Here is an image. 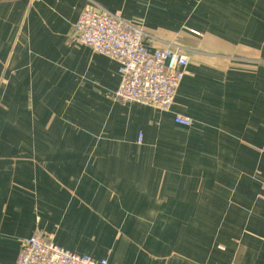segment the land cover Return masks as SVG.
<instances>
[{"label": "crops", "instance_id": "obj_1", "mask_svg": "<svg viewBox=\"0 0 264 264\" xmlns=\"http://www.w3.org/2000/svg\"><path fill=\"white\" fill-rule=\"evenodd\" d=\"M88 8L185 48L169 112L116 101L118 64L71 37ZM263 193L264 0H0V264L37 231L109 264H264Z\"/></svg>", "mask_w": 264, "mask_h": 264}, {"label": "built area", "instance_id": "obj_2", "mask_svg": "<svg viewBox=\"0 0 264 264\" xmlns=\"http://www.w3.org/2000/svg\"><path fill=\"white\" fill-rule=\"evenodd\" d=\"M74 26L71 35L74 40L118 64L121 82L114 95L116 101L163 112L171 110L190 63L185 48L167 42L150 51L146 43L156 39L142 26L101 8L85 9ZM175 122L184 127L193 125L192 119L183 116H177ZM16 264L109 263L106 259L95 260L68 251L37 231L23 241Z\"/></svg>", "mask_w": 264, "mask_h": 264}, {"label": "rangeland", "instance_id": "obj_3", "mask_svg": "<svg viewBox=\"0 0 264 264\" xmlns=\"http://www.w3.org/2000/svg\"><path fill=\"white\" fill-rule=\"evenodd\" d=\"M75 27V26H74ZM74 27H73V29H74ZM72 35V34H71ZM72 37V36H71ZM74 39V38H73ZM83 45V44H82ZM52 239V238H51ZM53 240V239H52ZM54 241V240H53Z\"/></svg>", "mask_w": 264, "mask_h": 264}]
</instances>
